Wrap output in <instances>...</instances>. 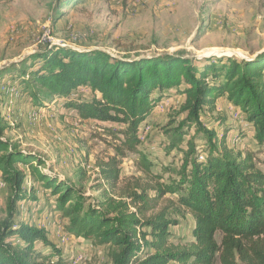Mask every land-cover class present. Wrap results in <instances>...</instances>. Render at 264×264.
Listing matches in <instances>:
<instances>
[{"label": "trees", "instance_id": "obj_1", "mask_svg": "<svg viewBox=\"0 0 264 264\" xmlns=\"http://www.w3.org/2000/svg\"><path fill=\"white\" fill-rule=\"evenodd\" d=\"M91 1L57 0L55 12L63 17L62 8ZM6 76L34 107L61 104L82 122L98 124L111 140L106 142L113 155L98 164L109 191L103 190L95 205H84L78 190L87 182L84 172L76 185L49 175L41 155L4 138L10 127L0 109V176L9 190L11 210L0 224V264H65L45 229L15 220L19 206L36 200L34 190L27 193L25 188L30 179L56 199V211L69 221L67 231L109 248L114 264H264V171L254 153L227 146L228 129L220 140L202 120L226 99L242 112L264 151V52L252 59L210 57L195 64L183 54L114 55L78 44L77 49L48 46L1 70L0 87ZM80 89H88L93 97L84 100ZM173 91L185 98L182 127L188 134L194 129L195 135H203L209 154L200 161L193 138L185 150L187 133L170 135L167 150L185 154L181 179L160 185L155 196L137 187L116 197L121 165L129 154L139 156L141 171L151 172L153 163L140 152L142 133ZM168 194L177 196L178 205L195 217L189 245L171 241V227L177 222L170 218L169 207L159 209ZM39 243L52 253L38 251Z\"/></svg>", "mask_w": 264, "mask_h": 264}, {"label": "rangeland", "instance_id": "obj_2", "mask_svg": "<svg viewBox=\"0 0 264 264\" xmlns=\"http://www.w3.org/2000/svg\"><path fill=\"white\" fill-rule=\"evenodd\" d=\"M56 8L57 0H0V71L48 47L43 42L47 30L55 45L71 43V34L78 33L80 48L114 55H127L129 51L131 55L183 54L195 64L210 57L252 59L264 50V0H94L62 8L63 17L55 12ZM220 52L229 54L219 56ZM9 81L15 82L6 76L3 83ZM18 92L13 99L0 91V109L10 127L4 138L41 155L46 160V172L62 182L76 185L83 171L87 182L78 186L79 201L95 205L102 191H109L98 164L113 155L106 142L111 140L98 124L82 122L61 104H53L49 112L30 111L33 116L28 111L21 112L18 107L28 105V101L20 89ZM80 95L84 100L93 97L88 89H80ZM184 101L182 95L173 91L169 100L158 107L143 130L140 147V152L153 163L151 172L141 171L139 156L129 154L121 165L122 179L116 197L122 196L125 189L131 192L137 187L147 188L149 195L155 196L160 185L168 186L181 179L185 154L167 150L170 135L187 133L182 147L187 150V143L193 138L195 156L205 161L210 150L204 136L195 135L194 129L188 134L182 127L187 117L181 114ZM202 120L207 128L217 132L220 140L228 129L227 146L239 153H254L264 171V151L258 147L254 129L245 124L239 109L221 99L217 110L203 114ZM25 188L27 193L34 190L36 200L24 202L23 209L19 206L15 220L45 229L65 264H114L109 248L92 245L67 231L69 221L56 211V199L50 191L31 179ZM8 198L9 190L0 185V224L10 216ZM177 202V196L168 194L159 209L170 208V218L177 222L171 227V241L185 246L194 241L196 221ZM217 240L220 243L221 235ZM37 246L45 255L52 253L42 243Z\"/></svg>", "mask_w": 264, "mask_h": 264}, {"label": "built area", "instance_id": "obj_3", "mask_svg": "<svg viewBox=\"0 0 264 264\" xmlns=\"http://www.w3.org/2000/svg\"><path fill=\"white\" fill-rule=\"evenodd\" d=\"M80 40H81V35H79L78 33H72L71 34V43H68V44L63 43L60 45H55L53 40H52V37H50V31L49 30H47L46 33L43 35V42L49 47L62 46V47H71V48L77 49V44L79 43ZM0 91L3 94L9 95L13 99H15V97H17L19 95L16 82L10 83V81H9V82L5 83L3 86L0 87ZM77 97H78V95H74L73 98H77ZM72 113L76 114V112H74V111H72ZM30 114H32V116L34 115L33 112ZM0 185L2 187H6V185L3 182H1ZM23 206L21 207L22 209H23Z\"/></svg>", "mask_w": 264, "mask_h": 264}, {"label": "crops", "instance_id": "obj_4", "mask_svg": "<svg viewBox=\"0 0 264 264\" xmlns=\"http://www.w3.org/2000/svg\"><path fill=\"white\" fill-rule=\"evenodd\" d=\"M26 101H28V105H20L18 107V110H20L21 112H25L28 111V113H30V111H43V112H49V108H38V107H34L28 98H25ZM30 103V104H29ZM20 112V113H21ZM10 124V123H9Z\"/></svg>", "mask_w": 264, "mask_h": 264}, {"label": "bare ground", "instance_id": "obj_5", "mask_svg": "<svg viewBox=\"0 0 264 264\" xmlns=\"http://www.w3.org/2000/svg\"><path fill=\"white\" fill-rule=\"evenodd\" d=\"M208 54H209V53H208ZM226 54H229V53L220 52L218 55H219V56H223V55H226ZM231 54H232V53H231ZM206 55H207V54H206ZM218 55H217V56H218Z\"/></svg>", "mask_w": 264, "mask_h": 264}, {"label": "water", "instance_id": "obj_6", "mask_svg": "<svg viewBox=\"0 0 264 264\" xmlns=\"http://www.w3.org/2000/svg\"><path fill=\"white\" fill-rule=\"evenodd\" d=\"M264 52V50L263 51H261V52H259V53H257L255 56H254V58H256L257 56H259L260 54H262ZM213 56V55H212Z\"/></svg>", "mask_w": 264, "mask_h": 264}]
</instances>
